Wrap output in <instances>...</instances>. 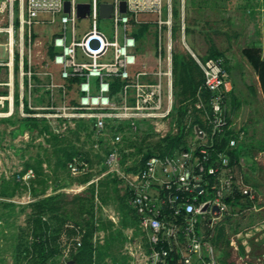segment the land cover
Returning <instances> with one entry per match:
<instances>
[{"label": "rangeland", "instance_id": "374dc122", "mask_svg": "<svg viewBox=\"0 0 264 264\" xmlns=\"http://www.w3.org/2000/svg\"><path fill=\"white\" fill-rule=\"evenodd\" d=\"M262 9L264 0H159L156 11L131 19L137 70L153 80L171 67L174 111L137 128L122 125L118 160L110 166V151L95 139L92 123L63 114L73 111L77 94L52 62L56 26L47 18L22 26L18 1L0 0V264H152L153 244L129 202V181L146 155L172 149L178 109L186 113L177 149L201 143L195 128L208 130L211 123L200 72L182 43L183 14L190 48L199 56L214 49L229 66L227 118L243 133L241 174L258 197L240 199L214 226L216 247L227 264H264V208L258 210L264 206V90L242 52L256 45V33L264 34ZM89 25L81 19L78 27ZM175 53L191 65L194 94ZM74 156L87 163L84 173L69 170Z\"/></svg>", "mask_w": 264, "mask_h": 264}, {"label": "built area", "instance_id": "2783aa9c", "mask_svg": "<svg viewBox=\"0 0 264 264\" xmlns=\"http://www.w3.org/2000/svg\"><path fill=\"white\" fill-rule=\"evenodd\" d=\"M17 1L22 26L42 18L56 26L52 62L60 69L61 79L74 83L77 94L73 111L63 114L86 117L92 123L95 139L110 151V166L118 160L122 125L137 128L172 115V69L155 72L153 80H149L150 72L138 71V42L131 30V19L156 11L159 0ZM122 1L126 12L121 10ZM66 2L70 4L68 12ZM103 3L112 4L109 18L101 17ZM78 4L89 5L85 17L79 16ZM10 11L12 14V4ZM81 19L90 21L88 28L78 27ZM100 19L112 24L101 27ZM186 26L183 14L182 43L202 72L211 123L206 125L208 130L195 128L203 140L198 145L148 156L129 181L128 198L149 231L152 264H227L211 240L214 226L232 214L240 199L255 202L258 197L243 180L242 157L236 161L232 153L243 133L227 118L231 87L225 59L197 55L186 41ZM168 61L171 66V54ZM225 137L228 141L221 148L218 144ZM86 167L80 156L68 162L74 174L84 173ZM32 174L30 170L28 175Z\"/></svg>", "mask_w": 264, "mask_h": 264}, {"label": "trees", "instance_id": "16d2710c", "mask_svg": "<svg viewBox=\"0 0 264 264\" xmlns=\"http://www.w3.org/2000/svg\"><path fill=\"white\" fill-rule=\"evenodd\" d=\"M242 52H243L244 56L247 58L248 62L254 68L255 72L257 73L259 80L261 82L262 88L264 90V58L262 57V49L260 47H257V46H247V47L243 48ZM218 56L223 57L222 55L218 54L217 51H215L214 49H211L210 54L205 55L203 57H204V59H207V58L218 57ZM190 58L193 60L194 64L198 68L200 75H201V78H202V84H203L202 72H201L200 68L198 67V65L196 64V62L194 61V59L191 56H190ZM174 63L176 65H178V64L183 65L184 71L187 74V77H188L189 82L191 84L192 92L194 94L197 90V85L193 82L192 77H191L192 68H191L190 63L185 59V57L183 55H181L179 53L174 54ZM225 64H226V61H225ZM225 67L229 71V66L227 64L225 65ZM206 95L208 98L209 95L207 92H206ZM177 113L179 116L180 124H179L178 133L174 137H172V139H171V142H170V146L172 147L171 150H175L180 146V144L182 142L183 135H184L183 134L184 133V127L182 126L181 121H182V118L184 117V115L186 113V110L184 109V107H182V108L177 110ZM227 141H228V137H225L222 142H219L218 145L221 146V148H222L226 145ZM241 150H242V146H241V144H239L238 147L232 152L236 161H238L240 159V157H242ZM157 152H159V151H157ZM157 152H153V153L146 155L144 160L148 156H150L154 153H157ZM163 152H166V151H161L160 153H163ZM144 160H143V162H144ZM211 240H212L213 244L216 246L217 244L215 243L214 237H212ZM218 256L222 260L221 255L219 253H218ZM222 261L225 262L224 260H222Z\"/></svg>", "mask_w": 264, "mask_h": 264}, {"label": "water", "instance_id": "95a60500", "mask_svg": "<svg viewBox=\"0 0 264 264\" xmlns=\"http://www.w3.org/2000/svg\"><path fill=\"white\" fill-rule=\"evenodd\" d=\"M70 4L69 2L65 3V11H69ZM126 2L122 1L121 3V10L126 12ZM89 12V5L88 4H78V14L80 17H85L86 14ZM112 12V4L110 3H103L101 4V17L109 18ZM217 209V208H215Z\"/></svg>", "mask_w": 264, "mask_h": 264}, {"label": "crops", "instance_id": "0c3cea01", "mask_svg": "<svg viewBox=\"0 0 264 264\" xmlns=\"http://www.w3.org/2000/svg\"><path fill=\"white\" fill-rule=\"evenodd\" d=\"M264 9H262V11H263ZM263 32V31H262ZM255 42H256V45H254V46H257V47H260L261 49H262V57L264 58V53H263V42H264V34L262 33V35H260V34H257L256 33V39H255ZM244 55V54H243ZM246 58V57H245ZM247 59V58H246ZM248 61V60H247ZM250 64V63H249ZM251 65V64H250ZM252 67V66H251ZM253 68V67H252ZM254 69V68H253ZM228 73H229V71H228ZM257 74V73H256ZM229 76H230V74H229ZM230 87H231V91H232V88H233V84H232V82L230 81ZM230 91V92H231ZM229 92V93H230ZM264 208V206H260L259 207V209L258 210H260V209H263ZM214 232V231H213ZM213 237H214V234H213Z\"/></svg>", "mask_w": 264, "mask_h": 264}]
</instances>
